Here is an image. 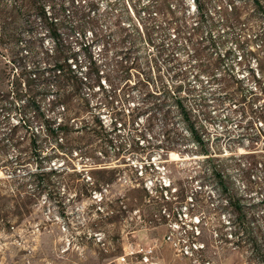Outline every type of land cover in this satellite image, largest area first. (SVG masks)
<instances>
[{
  "label": "rangeland",
  "instance_id": "374dc122",
  "mask_svg": "<svg viewBox=\"0 0 264 264\" xmlns=\"http://www.w3.org/2000/svg\"><path fill=\"white\" fill-rule=\"evenodd\" d=\"M61 1L69 9L68 0H0V67L10 74L52 64L59 33L91 55L79 51L82 67L62 89L41 85V109L68 121L67 134L31 120L15 135L20 148L0 156L11 161L0 167V264H125L117 256L145 247L153 264H264V18L253 1L234 4L254 55L237 49L208 72L201 64L236 49V29L194 30L192 0H77L90 9L84 32L61 25ZM203 1L214 19L229 6ZM208 33L220 38L215 51ZM86 66L99 84L75 77ZM33 136L43 148L36 178V159L13 161L30 154Z\"/></svg>",
  "mask_w": 264,
  "mask_h": 264
},
{
  "label": "trees",
  "instance_id": "16d2710c",
  "mask_svg": "<svg viewBox=\"0 0 264 264\" xmlns=\"http://www.w3.org/2000/svg\"><path fill=\"white\" fill-rule=\"evenodd\" d=\"M76 1L77 0H68L67 4L69 9L67 10L64 7L65 2L61 1L59 6V14L61 17L59 20L61 25H63L69 32H72L74 30H78V32L82 30L84 32L86 25L90 23V21L86 19L87 17L89 18L90 9L86 12L85 9H87V3L81 5L80 2L76 3ZM202 1L203 0H192L195 9L197 10V17L199 18L197 22L198 25L196 24L192 28L194 30H199L201 29V26L199 24L201 22H206L208 23V27L210 28V30L216 29L217 26L229 28L232 30L236 29L234 33H231L232 41L236 44L234 48L236 49H232V47L227 49L223 56L217 55L213 58L212 56H210V58L212 59L206 63L201 64V70L208 72L211 69L214 70V68H219L224 64L225 57L233 55L235 53V50L237 49L244 52V55L240 56L241 59L245 56H248L249 54L254 55V51H252V49L248 47L250 45L248 39H242L245 34L239 33V30H237L239 29V27L236 23L240 21L241 15L240 12H238L236 5L234 4V0H227V2H229V6L219 8L216 11L217 13H219L217 19H214L213 16H211L209 13L203 11L204 1L203 3ZM252 1L255 5V9L260 12L262 17L264 18L263 2L261 0ZM163 6V3L158 2V7L162 8ZM43 12L45 14V11ZM71 19H73L72 22ZM139 22L140 25L144 26V22L140 15ZM78 32L77 34L79 37H77V40L78 38H82L81 33ZM62 34L63 33H59L53 36L54 40H57L58 42V45L55 49V54H57L56 58L49 66H41L40 63H37V65L34 64L32 67H30L29 70L26 69V67H20L18 71H15L11 74L7 72V70L3 67H0V156L6 155L9 145H13L15 148H20V146L23 144V138L18 139L16 137V139L15 135L18 129L22 127H28L31 120L37 122L40 125L43 122H46V124L50 126L49 135L54 138H58L60 133L67 134L66 132H68V130L70 129L68 121H62V119L57 121L53 117H46L43 110L41 109V85L44 86L51 84L52 86H56L62 89V87L65 86L68 82L69 74L81 69L82 67V61L78 63L79 51H81V53L84 55L85 60L87 61L88 59V61H90L91 63V55H86L87 53L85 52V46L81 42H77L79 44L78 50L71 49L65 44L66 37L64 38ZM69 34L70 33H66L67 36ZM258 36L259 34L256 35V38H258ZM219 39L220 38L213 36L212 33H208L206 48L213 49V51H215V48L219 47V45L221 44V41ZM71 62L75 63H73L72 65ZM86 68L87 70L84 77H79L76 74L75 77L80 81H83V79L87 80L88 77H92V79L94 78L95 82L97 80V84H99L98 68L95 67L93 69L91 66H86ZM212 77L214 78L213 75ZM61 95L62 93H59V96H57V98H61ZM175 106L179 108L188 132L193 135L194 142L199 144L202 139L198 134L197 125L189 117V111L182 107L180 99L175 100ZM11 115L19 116V119L21 121L16 124H11L9 122ZM6 127L8 128V130ZM2 128L5 129L1 130ZM107 136L101 138V140L105 142V144L111 145L113 143V138H108ZM59 138H61V136ZM55 142L57 143V139H55ZM28 148L30 149L29 155L25 156L17 154L14 157L13 161H15L17 164H25V162H28L26 160H28L29 157H33L34 159H36V168L38 169V171L31 173L36 178L43 173L41 164V153L43 152V148L41 147V142L38 141V138L36 136H33V138L30 139ZM21 150L22 149H20L19 151L21 152ZM58 151L66 154L67 149H65V147H63L62 145H59ZM59 155V153H56L54 151L50 155H44V158L48 159V163H50L53 159H58L60 157ZM0 161H2L0 167L2 165L7 167L11 163L10 159H8L7 157L0 159ZM52 171L55 172L56 169H52Z\"/></svg>",
  "mask_w": 264,
  "mask_h": 264
},
{
  "label": "built area",
  "instance_id": "2783aa9c",
  "mask_svg": "<svg viewBox=\"0 0 264 264\" xmlns=\"http://www.w3.org/2000/svg\"><path fill=\"white\" fill-rule=\"evenodd\" d=\"M152 252L153 249L151 247L139 248L128 252L125 251L121 255L117 256V260L127 264L129 257L134 255L136 259L132 261V264H153L151 261Z\"/></svg>",
  "mask_w": 264,
  "mask_h": 264
}]
</instances>
